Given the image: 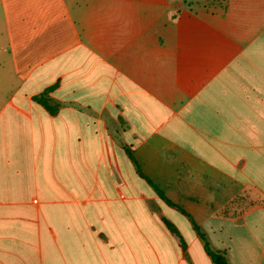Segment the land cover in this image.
<instances>
[{
  "label": "crops",
  "instance_id": "1",
  "mask_svg": "<svg viewBox=\"0 0 264 264\" xmlns=\"http://www.w3.org/2000/svg\"><path fill=\"white\" fill-rule=\"evenodd\" d=\"M194 222L264 264V0H0V264H216Z\"/></svg>",
  "mask_w": 264,
  "mask_h": 264
},
{
  "label": "trees",
  "instance_id": "2",
  "mask_svg": "<svg viewBox=\"0 0 264 264\" xmlns=\"http://www.w3.org/2000/svg\"><path fill=\"white\" fill-rule=\"evenodd\" d=\"M43 105H45L52 113H55L59 107V105H53L50 103L49 99L46 97V94H42L40 96L36 97ZM130 154L133 158V160L136 163V166L138 168V171L140 174H142L143 176L146 177V175L143 174L140 164L139 162L136 160V158L133 155V152L130 150ZM150 180V179H149ZM151 181V180H150ZM152 182V181H151ZM160 196L169 204L171 205H175L177 207H179L183 212L187 213V211L180 205L175 204L171 199H169L168 197L165 196V194L159 190ZM194 225L199 233V235L202 237V239L205 241V248L207 250V252L212 256L213 261L216 264H231V262L229 261L228 257L226 256L225 252L219 251V250H214L211 248L205 234L203 233V231H201V229L199 228V226L194 222Z\"/></svg>",
  "mask_w": 264,
  "mask_h": 264
}]
</instances>
